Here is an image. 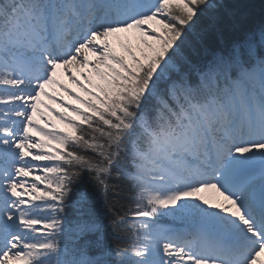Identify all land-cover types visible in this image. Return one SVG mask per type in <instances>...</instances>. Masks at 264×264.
I'll use <instances>...</instances> for the list:
<instances>
[{"label": "snow or ice", "instance_id": "obj_1", "mask_svg": "<svg viewBox=\"0 0 264 264\" xmlns=\"http://www.w3.org/2000/svg\"><path fill=\"white\" fill-rule=\"evenodd\" d=\"M0 264H264V0H0Z\"/></svg>", "mask_w": 264, "mask_h": 264}]
</instances>
